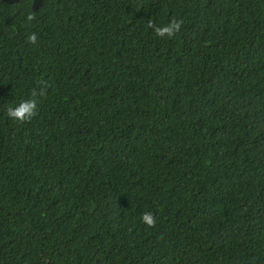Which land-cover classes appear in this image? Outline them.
Masks as SVG:
<instances>
[{"label":"trees","instance_id":"obj_1","mask_svg":"<svg viewBox=\"0 0 264 264\" xmlns=\"http://www.w3.org/2000/svg\"><path fill=\"white\" fill-rule=\"evenodd\" d=\"M31 4L0 0V264H264V0Z\"/></svg>","mask_w":264,"mask_h":264},{"label":"clouds","instance_id":"obj_2","mask_svg":"<svg viewBox=\"0 0 264 264\" xmlns=\"http://www.w3.org/2000/svg\"><path fill=\"white\" fill-rule=\"evenodd\" d=\"M28 19H31L29 16ZM180 27V23L178 21H174L171 23L159 25L154 27L155 34L159 36H171L176 30ZM27 40L29 42L36 41V35L34 33L29 34L27 36ZM37 109V102L34 98L22 99L14 106L8 107L6 109V115L8 118L15 121H24L30 119L33 115H35ZM141 221L146 225L153 224V217L150 212H144L141 217Z\"/></svg>","mask_w":264,"mask_h":264},{"label":"water","instance_id":"obj_3","mask_svg":"<svg viewBox=\"0 0 264 264\" xmlns=\"http://www.w3.org/2000/svg\"><path fill=\"white\" fill-rule=\"evenodd\" d=\"M6 3L12 4V3H17L20 0H4ZM31 8L33 11H36L40 5H41V0H31Z\"/></svg>","mask_w":264,"mask_h":264}]
</instances>
